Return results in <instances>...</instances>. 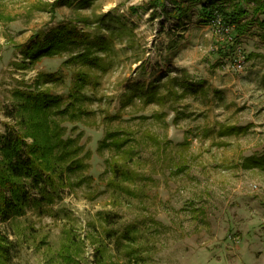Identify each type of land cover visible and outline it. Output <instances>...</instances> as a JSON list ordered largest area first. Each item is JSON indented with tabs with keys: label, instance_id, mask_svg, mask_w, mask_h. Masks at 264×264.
Wrapping results in <instances>:
<instances>
[{
	"label": "rangeland",
	"instance_id": "rangeland-1",
	"mask_svg": "<svg viewBox=\"0 0 264 264\" xmlns=\"http://www.w3.org/2000/svg\"><path fill=\"white\" fill-rule=\"evenodd\" d=\"M148 1L55 8L57 0H0V134L19 129L10 112L41 74L62 79L42 90L68 103L80 70L67 64L71 52L29 63L23 52L30 43L63 25L108 36L99 21L107 13L133 28L132 40H115L109 70L94 72L99 85L79 103L88 114L62 124L64 140L82 148L83 167L64 173L68 185L53 203L0 223L15 244L13 264H264V28L252 23L243 36L223 39L197 23L199 7L185 31L173 19L130 14ZM236 47L241 69L232 62ZM160 78L163 102L136 97L123 105L129 86ZM112 132L138 141L126 148L137 152L131 161L100 149ZM116 162L133 174L135 181L119 180L129 193L109 185Z\"/></svg>",
	"mask_w": 264,
	"mask_h": 264
},
{
	"label": "trees",
	"instance_id": "trees-1",
	"mask_svg": "<svg viewBox=\"0 0 264 264\" xmlns=\"http://www.w3.org/2000/svg\"><path fill=\"white\" fill-rule=\"evenodd\" d=\"M78 1L87 5L92 0H57L54 6L72 7ZM166 1L149 0L141 7H131L129 11L131 15H138L140 10L149 12L151 21L159 16L165 17V20H176L177 28L184 31L192 21L194 7L200 8L197 21L200 25H212L219 16L222 23L232 27L233 34L238 36H243L252 23L264 28V0H169L172 9L167 7ZM108 20L113 25L108 24ZM99 21L101 28L109 31L108 36L97 33L91 35L77 26L63 25L51 29L40 39L30 43L23 52L24 58L31 64L71 52L72 56L67 64L78 65L80 70L74 77L68 103L62 96L42 90L44 85L62 82L56 74H41L33 90L18 93L21 101L18 109L10 112V116L19 129L17 126H8L0 134L1 224H9L14 217L23 216L28 209L39 206L43 201L53 203L57 190L64 184L68 185L63 178L64 173L71 174L83 167V158H80L82 148L77 146L76 140H64L66 129L62 124L66 119L69 122L80 121L88 114L79 107V103L89 99L84 95L86 89L99 85V78L94 72L104 74L109 70L112 65L110 55L115 53L116 39H133V28L123 18L107 13ZM160 80L161 78L153 80L148 86L137 83L129 86L123 105L132 103L136 97L144 100L145 104L163 102L164 98L158 96L163 87ZM189 87L191 86L187 89H191ZM170 91L171 89L167 90V94H172L174 90ZM243 132L241 128L226 129L228 134ZM29 137L33 140L32 144L27 142ZM130 138L121 132H112L106 136L100 149L108 148L118 152V155L129 156L128 161H131L137 152L133 148L127 151L126 148L132 139L137 140ZM112 171L114 177L109 185L118 187V191L129 193L131 190L123 188L121 182L135 181L132 172H128L126 165L122 166L117 162L112 166ZM105 221L108 225L114 224L111 216H107ZM132 229L134 226H131ZM113 235L115 232H107L109 238ZM129 237L124 238L130 239ZM14 249L15 244L0 234V264H13Z\"/></svg>",
	"mask_w": 264,
	"mask_h": 264
},
{
	"label": "built area",
	"instance_id": "built-area-1",
	"mask_svg": "<svg viewBox=\"0 0 264 264\" xmlns=\"http://www.w3.org/2000/svg\"><path fill=\"white\" fill-rule=\"evenodd\" d=\"M212 28H214L215 33L221 38L223 37V39L228 38L230 36H232L233 34V28L229 27V26H225L220 17L218 16L216 18V20L214 21V23L211 25ZM232 62L233 65L237 68V69H241L242 65L244 63V57L241 56V48L240 47H236V49L233 52V57H232Z\"/></svg>",
	"mask_w": 264,
	"mask_h": 264
}]
</instances>
